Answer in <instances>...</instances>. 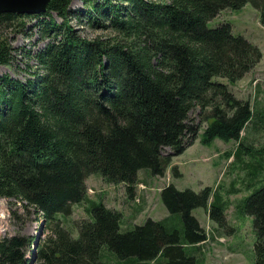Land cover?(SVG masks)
<instances>
[{
	"label": "trees",
	"instance_id": "16d2710c",
	"mask_svg": "<svg viewBox=\"0 0 264 264\" xmlns=\"http://www.w3.org/2000/svg\"><path fill=\"white\" fill-rule=\"evenodd\" d=\"M80 1L75 10L72 0H51L39 14H0V66L13 65V35H25L30 23L46 43L33 56L40 69L33 79L0 76V199L20 204L12 211L17 222L34 214L46 235L36 245L20 233L0 237V264H110L115 257L201 264L194 247L207 236L193 211L207 208L212 222L227 226V203L210 187H164L169 215L124 232L122 215L102 204L70 228L63 220L87 200L89 176L123 184L131 196L140 171L163 176L203 126V144L239 143L234 156L254 161L248 180L264 181L263 155L241 143L248 125L264 128V111L213 81L235 84L262 53L229 23L209 27L222 11L246 4L264 27V0ZM84 27L101 34L86 38ZM241 210L253 220V264H264V186Z\"/></svg>",
	"mask_w": 264,
	"mask_h": 264
},
{
	"label": "rangeland",
	"instance_id": "374dc122",
	"mask_svg": "<svg viewBox=\"0 0 264 264\" xmlns=\"http://www.w3.org/2000/svg\"><path fill=\"white\" fill-rule=\"evenodd\" d=\"M70 7L72 10L82 8L81 1L72 0ZM71 23L77 29L82 28L75 20ZM223 23L230 24L233 35L242 36L257 46L262 58L252 71L233 85L223 78L215 77L213 81L226 84L236 98L248 101L254 112L264 111V27L260 23L259 12L250 4L236 11L224 10L209 22V27ZM81 34L91 39L101 32L84 27ZM45 44L39 39L36 22L29 24L25 35H13L16 59L9 68L0 66V76L8 75L20 81L33 79L40 70L33 56L43 49ZM203 130L204 126L193 144L181 155L172 158L163 176H151L145 171H140L131 196L123 184L108 183L98 174L89 176L86 180L87 200L74 206L71 216L63 220L66 222L64 225L70 228L75 222L91 219L88 208L92 204H102L122 215L121 230L128 231L133 226L143 224L147 219L158 221L169 215L160 196L164 187L172 184L178 190L190 189L197 193L210 187L212 192H218L227 203V226L220 228L212 222L208 217L207 208L195 209L193 215L207 236L205 242L194 247L198 248L195 255L199 257L201 264H253V220L241 209L244 201L264 186L263 178L259 175L253 182L248 180V171L254 161H251L249 156H243L239 160L234 156L239 143L216 139L205 145L200 139ZM246 130L248 132L242 133L241 143L252 146L255 153L263 155L258 158L264 160V128L250 124ZM211 202L212 197L207 207ZM14 203V200L0 199V237L20 233L34 238L33 243L36 245L46 234L43 235L39 231L40 223L35 220L34 214L25 216L20 222L13 219L12 211L20 206L17 204L15 207ZM19 214L22 216L21 211ZM111 262L109 261L110 264H120L116 257ZM150 264L164 262L159 258Z\"/></svg>",
	"mask_w": 264,
	"mask_h": 264
},
{
	"label": "water",
	"instance_id": "95a60500",
	"mask_svg": "<svg viewBox=\"0 0 264 264\" xmlns=\"http://www.w3.org/2000/svg\"><path fill=\"white\" fill-rule=\"evenodd\" d=\"M51 0H0V14H39L46 11Z\"/></svg>",
	"mask_w": 264,
	"mask_h": 264
},
{
	"label": "bare ground",
	"instance_id": "6f19581e",
	"mask_svg": "<svg viewBox=\"0 0 264 264\" xmlns=\"http://www.w3.org/2000/svg\"><path fill=\"white\" fill-rule=\"evenodd\" d=\"M20 14V13H19ZM239 81V80H238ZM213 202V201H212ZM239 207V206H238Z\"/></svg>",
	"mask_w": 264,
	"mask_h": 264
}]
</instances>
